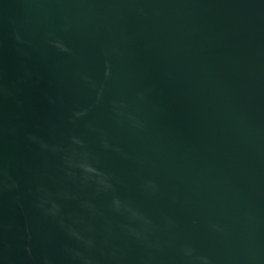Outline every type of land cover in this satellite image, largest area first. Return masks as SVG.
Returning <instances> with one entry per match:
<instances>
[{
  "label": "water",
  "instance_id": "95a60500",
  "mask_svg": "<svg viewBox=\"0 0 264 264\" xmlns=\"http://www.w3.org/2000/svg\"><path fill=\"white\" fill-rule=\"evenodd\" d=\"M0 264H264V0H0Z\"/></svg>",
  "mask_w": 264,
  "mask_h": 264
},
{
  "label": "clouds",
  "instance_id": "9594fccd",
  "mask_svg": "<svg viewBox=\"0 0 264 264\" xmlns=\"http://www.w3.org/2000/svg\"><path fill=\"white\" fill-rule=\"evenodd\" d=\"M62 47V46H61ZM108 73H107V71L105 72V75H107Z\"/></svg>",
  "mask_w": 264,
  "mask_h": 264
}]
</instances>
